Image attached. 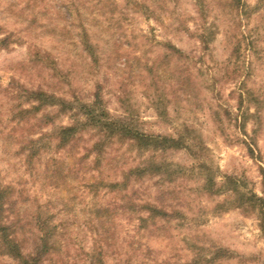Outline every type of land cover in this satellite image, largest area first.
<instances>
[{"label":"rangeland","instance_id":"obj_1","mask_svg":"<svg viewBox=\"0 0 264 264\" xmlns=\"http://www.w3.org/2000/svg\"><path fill=\"white\" fill-rule=\"evenodd\" d=\"M38 90L181 146L59 150L75 112L21 121ZM0 186L43 264H264V0H0Z\"/></svg>","mask_w":264,"mask_h":264},{"label":"trees","instance_id":"obj_2","mask_svg":"<svg viewBox=\"0 0 264 264\" xmlns=\"http://www.w3.org/2000/svg\"><path fill=\"white\" fill-rule=\"evenodd\" d=\"M239 1V0H235ZM24 97L26 104L30 107L27 109H20V120L23 121L29 116H36L47 107L59 108L58 114H67L75 112L76 117L74 124L67 127H60L56 132V148L59 150L66 149L71 146L75 141H78L83 133L87 129L98 130L100 134V140L95 143L93 150H96L97 154H101L104 148L116 140L121 142H130L138 148H150L153 146L155 150L166 151L170 148L179 149L181 146L178 140L173 138L161 137V136H148L137 131L130 129L123 121L112 120L109 118L108 112L104 107L103 99L100 93H96L94 101L91 104L81 103L80 108L77 110L73 107V104L62 99H57L54 95H48L43 91H24ZM45 124H51V118L45 115ZM45 136V135H42ZM39 140H30L29 147H32L34 153L30 155V158L36 153L37 142ZM147 171L146 167L137 168L135 171H131L129 174L137 173L144 175ZM129 177V176H128ZM128 179V178H127ZM128 182V180H126ZM125 184V183H124ZM121 184L110 185V188L115 189ZM10 188L0 186V254L12 258L17 264H43L44 259L48 253V240L44 236L40 245H38L31 255H24L21 246L16 241V232L13 227L6 223L4 219V213L6 212L5 206L10 198ZM145 210L150 214L158 213L149 205H144ZM142 222H145L143 219Z\"/></svg>","mask_w":264,"mask_h":264}]
</instances>
